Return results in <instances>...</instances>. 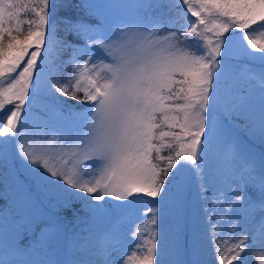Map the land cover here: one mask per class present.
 Masks as SVG:
<instances>
[{
	"label": "snow or ice",
	"instance_id": "obj_1",
	"mask_svg": "<svg viewBox=\"0 0 264 264\" xmlns=\"http://www.w3.org/2000/svg\"><path fill=\"white\" fill-rule=\"evenodd\" d=\"M167 2L186 5L196 20L182 25L183 31L169 30L174 21L159 18L115 31L65 20L66 31L84 41L73 45L56 37L50 0H0V113H10L6 119L0 116V165L7 163L9 145L15 143L29 171L55 191L58 207L72 210L80 201L92 218L137 205L179 202L182 174L190 167L198 169L212 144L225 136L220 86L232 71L228 60L236 30L245 54H259L264 64V0ZM54 45L72 50L64 62L71 71L62 83L47 79L53 74ZM97 51L103 55L94 59ZM258 79V120L249 117V132L264 140V71ZM42 84L87 107L66 134L46 133L48 146L27 147L31 108L25 106L38 103ZM243 107L255 115L250 98ZM226 154L243 159L248 174L242 179L257 188L264 211V156L257 163L236 142ZM145 198H151L147 204ZM242 199L250 207L256 203L236 197L237 202ZM160 211L147 207L144 222L132 232L135 247L121 256L120 264H200L183 258L199 254L197 230L179 213L172 226L166 224L167 217L158 223ZM259 227L264 234V216ZM110 231L115 237L116 227ZM231 240L216 244V264H242V254L252 247L250 236ZM116 250L101 247L103 264H115L110 257ZM258 261L264 264V252Z\"/></svg>",
	"mask_w": 264,
	"mask_h": 264
},
{
	"label": "trees",
	"instance_id": "obj_2",
	"mask_svg": "<svg viewBox=\"0 0 264 264\" xmlns=\"http://www.w3.org/2000/svg\"><path fill=\"white\" fill-rule=\"evenodd\" d=\"M158 1L155 0V3ZM74 2L75 0H66L65 4L59 6L55 14L50 10V23L54 22L57 38H65L75 44H81L83 40L66 31L67 25L64 21L79 20L90 25L96 18L84 12H82V15L79 14L82 17L81 20L74 18L75 15H78L76 12H79L75 8ZM163 8V13H159L157 10L160 19L174 21L169 30L183 31L182 25L187 24L189 20L192 22L196 20L190 12H187L186 5H170L167 0H164ZM53 15L57 19L59 17L62 19H51ZM153 15L155 14L152 13ZM238 31L236 30V33ZM53 48L58 51L59 46L54 45ZM68 50L65 49V52L61 51L58 53L62 57L63 54L68 53ZM53 60L55 61H52L51 65L53 74L48 76L47 79L62 83L64 77L71 71V65L65 64L62 58ZM228 62L231 64L232 70L240 73L244 78L233 86L229 85L228 80L226 83H221L220 103L222 109H220V114L236 125L240 131L238 137L247 146L257 149L260 156H264V140H261L258 133L253 135L249 132V125L251 124L249 117L258 120V113L256 111L254 115L251 109L245 111L243 107V103L247 100L246 94L251 86L249 73H252L256 77V82L260 84L254 69H247L248 64L255 66L254 68L262 69H264V64L258 59V54L256 56H248L244 51H241L238 55L231 54ZM39 96L43 104L40 105L41 108L59 113L68 123H72L76 116L80 115L81 110L84 112V108L87 106L80 101L62 96L55 91L47 94V90H45ZM7 107L11 109L13 106L8 105ZM25 107L26 109L35 108L34 104H26ZM34 110L40 111V108ZM7 114L9 113H0V116L6 119ZM224 124L226 123L224 122ZM9 148L7 163L0 165V226L1 228L4 227L2 231L5 234L0 248L13 250L9 264H21L27 258L40 262L46 259L49 260V264H64V260L76 252L73 245L70 244L71 241L81 230L87 229V225H93L98 219L97 217L92 218L87 207L80 201L72 204V210L58 207L59 200L55 191L45 187L39 179L33 180L24 173L21 164L16 158L17 150L12 147V144L9 145ZM223 157L226 159L225 155ZM204 162L205 159L196 170L190 167L180 177L181 197L179 202L169 200L160 205L161 207L155 203L149 204V207L171 210L172 214L167 217V223L171 222L173 224L179 213L181 217L186 218L190 227H194L197 230L199 254L192 257H183L184 259H196L200 264H216L214 255L216 244L221 241H227L224 239L223 233L229 228H232V230L234 227L238 228L239 224H241L240 222H242V217H234L229 212H223L229 201H227V198L223 199L224 197L220 194L227 188V185H224L220 192V189L215 185L218 178L217 175L210 167H205ZM198 174H201V182ZM221 176L227 177L224 173ZM172 187L175 188L176 184L174 183ZM73 210L76 212L75 216L73 215ZM164 217L166 216L158 214V223ZM233 223L235 224L231 226ZM211 224H215L216 227L213 229ZM200 225H202V231L199 229ZM241 228L239 227L236 236H239L238 232L242 231ZM202 233L203 235H201ZM236 240H238V237L233 241L231 240V242ZM203 241L207 244L205 247L201 246ZM227 246L225 244V247Z\"/></svg>",
	"mask_w": 264,
	"mask_h": 264
},
{
	"label": "rangeland",
	"instance_id": "obj_3",
	"mask_svg": "<svg viewBox=\"0 0 264 264\" xmlns=\"http://www.w3.org/2000/svg\"><path fill=\"white\" fill-rule=\"evenodd\" d=\"M65 1L66 0H50V10L52 13L55 14L59 6L65 4ZM74 3L75 8L79 11L76 12L78 15H75L74 18L81 20L82 17L80 15H82V12H84L96 18V20L93 23H90V25H102L103 29H110L113 31L120 29L122 26L128 23L141 22L144 24H149L156 18L160 19L159 13L164 12V0H159L157 3H155V0H83V4L85 6H81L82 0H75ZM87 5H101L103 7L88 8ZM157 10L159 13H157ZM152 13L155 15L152 16ZM59 18L62 19L61 17ZM51 19L58 20L56 17H54V15L51 16ZM234 35L235 40L233 43L232 54L238 55L241 51H243V49L241 48V42L239 40L238 33ZM83 43L84 41L81 44H75L72 42L73 45H82ZM61 51L65 52V49L59 46L57 51V49L53 48V54L51 57L53 62H55L53 59L59 60L60 58H62L65 62L69 60L72 50L69 49L68 53L63 54L62 57L61 54L58 53ZM249 51H251V49H249ZM102 55V53L97 51L94 59H96V57H102ZM229 65L232 70L230 63ZM254 67L255 66L248 64L247 69H254L258 76L261 71H264L262 68ZM253 76L254 75L252 73H249L251 86L246 94V99H251V104L256 108L258 113L260 84L252 78ZM243 78L244 77L240 73L234 72L232 70L227 80L229 81V85L233 86L234 84L239 83ZM42 89L43 90L41 94H43L47 89V85L42 84ZM50 92L51 91H47V94ZM30 97L31 93L29 98ZM38 99V103L34 104V109L40 108V111L31 109V112L28 116V126L25 129L27 136L24 140V143L27 147H31L33 145L46 147L48 146L47 137H53L54 135H59L62 132L66 134V130L72 127V123L66 122L59 113L41 108L40 105L43 104L40 96ZM220 109H222L221 103ZM82 115H84V112L81 110L80 115H77L76 119ZM220 115L223 121L226 123L224 124V139L221 143L214 142L212 144L203 164L205 167H210L215 175H217L218 178L215 182V185L218 189H220V192L221 188L224 185H227V188L220 194L224 197L223 199L227 198V201H229L227 204L225 203L226 201L224 202L227 207L224 208L223 212H229L234 217H242V222H240L241 224L237 223L239 224L240 228L242 226V231L240 233L238 232L239 236H236V232L238 231L239 227H234L233 230L232 228H229L223 233L224 239L228 241L229 237H231L233 241L237 237L240 239L245 236H250V243L252 244V247H250L245 254H242L241 261L242 264H259L258 257L260 256L261 252H264V234L260 232L259 227L261 217L264 216V211H261L259 207L261 197L257 191V188L252 187L250 183L248 186H246L244 179H242V177H246L248 174L243 159L239 156L224 154V152L227 153L229 150H231L233 148V143L236 142L242 145L247 152L254 154L257 163L261 156L257 149L250 148L245 144V142H243L241 138L238 137L240 131L237 129L236 125L233 122H230L228 118H225L224 115ZM46 133L47 137L45 136ZM12 147L17 150L15 143H12ZM223 155L226 156V159L223 157ZM16 158L21 164L24 173L29 175V177L33 180H37L38 178L31 171H29V166L27 165L26 161L20 157L18 152L16 153ZM223 173L225 176H227L226 178L221 176ZM198 175L201 182V174ZM237 196H247L250 198V200L255 201L256 203L250 207L249 203L245 202L243 199L237 202ZM150 199L151 198H145V203L147 204V200ZM106 200H108L110 204L119 203L112 201L111 198H106ZM93 203L96 202L93 201ZM147 207H149V204H147ZM147 207L144 205H137L122 211L118 210L115 215L110 214L108 216L97 217V222H95L93 225H87V229L81 230L71 241L70 244L73 245V248L76 252L64 260V264H103V257L100 256L99 251L104 245H108L110 249L113 247L117 249L116 251L111 252L110 259L115 261V264H120L121 256L129 255L130 251L135 247L136 241L132 236V232L144 222L142 217L147 212ZM159 207L161 206L159 205ZM171 214V210L164 209H161L159 213V215H164L166 217H170ZM166 224L168 226L173 225L171 222H166ZM234 224L235 223L231 224V226ZM113 226H115L117 229L115 237L110 231ZM163 226L164 225L161 227ZM3 228L0 226V244H2V240L5 238V234L2 231ZM199 229L202 231V225H200ZM201 235H203V233ZM205 243L206 242L203 241L201 246L205 247L207 245ZM12 254V249L0 248V260H7L9 262ZM48 261L49 260L43 259L42 262H40L32 260L31 258H27L21 264H49Z\"/></svg>",
	"mask_w": 264,
	"mask_h": 264
}]
</instances>
